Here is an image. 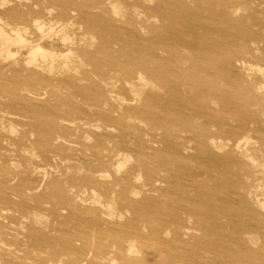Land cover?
<instances>
[{"label":"rangeland","instance_id":"1","mask_svg":"<svg viewBox=\"0 0 264 264\" xmlns=\"http://www.w3.org/2000/svg\"><path fill=\"white\" fill-rule=\"evenodd\" d=\"M14 29L54 61L0 51V264H264V0H0Z\"/></svg>","mask_w":264,"mask_h":264},{"label":"bare ground","instance_id":"2","mask_svg":"<svg viewBox=\"0 0 264 264\" xmlns=\"http://www.w3.org/2000/svg\"><path fill=\"white\" fill-rule=\"evenodd\" d=\"M5 2V1H3ZM116 17V16H115ZM40 29L42 28L41 25L38 26ZM64 29V27H63ZM59 32V31H58ZM63 32V31H62ZM11 33H13V37H9L7 39H5L4 43L5 44H2L0 47V51L2 52H5V56L10 57L11 58V52H9V49L7 50L6 49V43L9 44L10 43H16V44H19L21 46H23L25 49L28 50V64H36L39 60H41L43 63H47V66L49 67V70L53 69V61H54V56L49 53L48 51H46L45 49H43L39 44H31V43H28L26 39H24V37L22 36L21 34V30L19 29H14L11 31ZM5 34V32L3 30H0V36ZM57 34V33H55ZM61 34V33H60ZM8 37V36H7ZM68 37L67 36H64L63 37V40L64 41H68ZM62 40V39H61ZM70 42V40H69ZM69 53V52H68ZM67 54V53H66ZM65 54V55H66ZM70 54V53H69ZM64 55V56H65ZM62 56V55H61ZM63 56V57H64ZM13 57V56H12ZM15 58V57H14ZM6 59V58H5ZM61 59H64L61 57ZM67 60V59H66ZM64 67V66H63ZM66 67V66H65ZM47 70V69H46ZM56 71V70H55ZM51 72V71H50ZM49 72V73H50ZM53 72V71H52ZM261 73V72H260ZM138 77V76H137ZM261 81V80H260ZM138 82V81H137ZM143 82V81H142ZM263 89V87H262ZM264 90V89H263ZM213 142V140H212ZM242 144H247V140L243 139V140H239L236 144H235V149H241L242 147ZM120 166V165H119ZM102 179V178H101ZM258 206V205H257ZM263 206H261L262 208ZM264 208V207H263Z\"/></svg>","mask_w":264,"mask_h":264}]
</instances>
